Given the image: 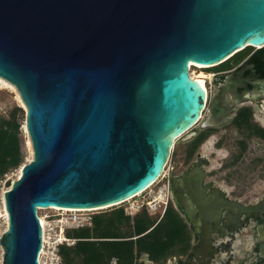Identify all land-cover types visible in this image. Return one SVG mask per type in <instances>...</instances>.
Segmentation results:
<instances>
[{
    "label": "water",
    "instance_id": "1",
    "mask_svg": "<svg viewBox=\"0 0 264 264\" xmlns=\"http://www.w3.org/2000/svg\"><path fill=\"white\" fill-rule=\"evenodd\" d=\"M247 46H264V0H0V76L20 93L33 146L6 182L1 264H39V209L110 206L153 184L205 108L190 63ZM244 71L221 84L231 110L264 103V76L250 89ZM224 111L213 103L214 119Z\"/></svg>",
    "mask_w": 264,
    "mask_h": 264
},
{
    "label": "flooded vegetation",
    "instance_id": "2",
    "mask_svg": "<svg viewBox=\"0 0 264 264\" xmlns=\"http://www.w3.org/2000/svg\"><path fill=\"white\" fill-rule=\"evenodd\" d=\"M255 53L239 66L209 72L202 116L176 139L170 204L186 223L188 247L162 263L141 255L135 264H264V103L251 100L231 110L232 95L224 97L221 87L227 75L244 67L238 84L253 89L248 81L264 76V54L253 61ZM215 102L224 117H212ZM225 140L229 147L222 150ZM216 154L222 162L213 161Z\"/></svg>",
    "mask_w": 264,
    "mask_h": 264
},
{
    "label": "trees",
    "instance_id": "3",
    "mask_svg": "<svg viewBox=\"0 0 264 264\" xmlns=\"http://www.w3.org/2000/svg\"><path fill=\"white\" fill-rule=\"evenodd\" d=\"M255 48L247 46L212 71H224L239 66ZM264 54V46L256 49L253 61ZM264 75V73H263ZM15 111L23 112L18 106ZM21 122L16 112L8 117L0 114V177L19 168L25 158ZM158 215L146 209L132 219L122 208H110L94 217L92 227L68 230L70 237L78 238L72 245H61L63 264H135L136 258L145 254L156 263L164 262L173 254L186 250L190 235L184 220L172 204L156 224ZM0 254V264H1Z\"/></svg>",
    "mask_w": 264,
    "mask_h": 264
},
{
    "label": "built area",
    "instance_id": "4",
    "mask_svg": "<svg viewBox=\"0 0 264 264\" xmlns=\"http://www.w3.org/2000/svg\"><path fill=\"white\" fill-rule=\"evenodd\" d=\"M194 66L195 64L190 63V68ZM173 151L174 147L159 178L145 190L128 199L114 205L97 208L57 209V213H49L47 209L51 207L39 209L38 213L43 227V244L39 254V264H63L61 245L72 246L78 241V238L68 235V230L92 227L95 215L110 208H122L124 213L132 219L146 209L150 214L158 215L157 224L165 215L171 201L170 179L173 170L171 166ZM8 179L11 178L0 177V236L8 226V213L5 212V191Z\"/></svg>",
    "mask_w": 264,
    "mask_h": 264
},
{
    "label": "rangeland",
    "instance_id": "5",
    "mask_svg": "<svg viewBox=\"0 0 264 264\" xmlns=\"http://www.w3.org/2000/svg\"><path fill=\"white\" fill-rule=\"evenodd\" d=\"M255 49H258V48H255ZM191 68H192V71H196V72H198L201 69H203L208 74H209L210 71L213 70V66L212 67H202V68L194 66V67H191ZM206 82H210V78H207ZM14 87H15V89L11 85L4 84V83L0 82V114L8 117L11 113L16 112L17 118L22 123L21 124V129H22L21 138H22V142H23V151H24V154H25V158H24V162H23V164H24L26 162H29V158L31 156V152H30V150L28 148V145H27V139H28L29 135H28V133H26L24 131V129L22 127L23 124L25 123L26 109H25L24 103L22 101V98L20 96V93H19L18 89L16 88V86H14ZM18 106H20L23 109V112L15 111L16 107H18ZM229 143H230L229 140H225L221 144L220 148L222 150L228 149ZM177 153H178V145H176L174 147V151L172 153L173 156H172L171 166L175 165V161H176V158H177ZM223 158L224 157L222 155L219 156V155L216 154L213 157V161L215 163L216 162H222ZM17 173H18V168L10 171L9 173H7L3 177L4 178L6 177V178L14 179V178H17ZM47 211L49 213H57V209H47ZM0 254H1V246H0Z\"/></svg>",
    "mask_w": 264,
    "mask_h": 264
},
{
    "label": "bare ground",
    "instance_id": "6",
    "mask_svg": "<svg viewBox=\"0 0 264 264\" xmlns=\"http://www.w3.org/2000/svg\"><path fill=\"white\" fill-rule=\"evenodd\" d=\"M191 64H195L196 67H200V68L208 66V65L195 63V62H192ZM190 75H191V77L193 79H200V81H201L203 87L205 88L206 92L208 91L207 84H206V79L207 78H211L212 77L211 74H208L203 69H201L200 71L196 72V71H192V68H190ZM0 82L4 83V84L11 85L15 89L13 84H11L8 80L2 78L1 76H0ZM24 131H25V129H24ZM25 132L28 133L27 129H26ZM27 145H28V148H29V150L31 152V156L29 158V161H30L33 158V146H32V142H31V139L29 138V136H28V139H27ZM22 166H23V164L18 168L17 177H19L21 175ZM50 209L74 210V209H77V208H68V207H63L62 208V207H58V206H51ZM82 209H87V208H82ZM5 212L8 213L7 210ZM42 222H44V221L42 220Z\"/></svg>",
    "mask_w": 264,
    "mask_h": 264
},
{
    "label": "crops",
    "instance_id": "7",
    "mask_svg": "<svg viewBox=\"0 0 264 264\" xmlns=\"http://www.w3.org/2000/svg\"><path fill=\"white\" fill-rule=\"evenodd\" d=\"M143 255H145V254H143Z\"/></svg>",
    "mask_w": 264,
    "mask_h": 264
}]
</instances>
